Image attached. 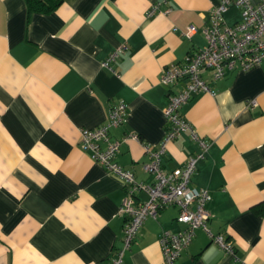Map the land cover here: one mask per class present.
<instances>
[{"label":"crops","instance_id":"crops-1","mask_svg":"<svg viewBox=\"0 0 264 264\" xmlns=\"http://www.w3.org/2000/svg\"><path fill=\"white\" fill-rule=\"evenodd\" d=\"M219 0H61L50 12L29 11L25 0H0V264H111L122 245L118 207L122 180L79 147V130L102 124L112 104L128 105L111 139L129 133L116 161L150 183L143 143L165 131L168 92L162 70L206 45L203 28ZM157 4L158 11L147 12ZM240 18L237 8L224 15ZM189 25L196 26L190 36ZM128 51L102 66L120 43ZM200 92L181 112L208 142L190 181L206 189L212 235L197 228L179 264H264V62L202 74ZM255 100V105L250 101ZM198 150L190 131L167 144L162 164L172 170ZM146 199L144 192L138 193ZM169 206L147 217L122 264H162L159 235L185 225Z\"/></svg>","mask_w":264,"mask_h":264},{"label":"built area","instance_id":"built-area-1","mask_svg":"<svg viewBox=\"0 0 264 264\" xmlns=\"http://www.w3.org/2000/svg\"><path fill=\"white\" fill-rule=\"evenodd\" d=\"M233 7L239 10L240 18L234 23H227L224 15ZM157 11L158 6L154 4L147 15L151 16ZM194 31L196 26L189 25L184 34L190 36ZM203 33L205 47L190 51L183 61L164 68L160 74L161 83L177 87L168 92L167 104L163 109V137L155 145H142L148 154V161L143 163V168L153 175L152 182L138 181L131 170L116 161L122 141L139 139L133 133L122 139L110 138V130L127 120L128 105L125 101L119 100L112 104L102 124L79 130V147L107 171L119 176L123 184L124 196L118 207V214L124 218L122 245L113 249L111 264H122L125 251L132 245L145 219L156 218L160 211L169 206L177 208L175 220L185 226L175 231H161L159 243L162 264H179L181 251L191 243L197 228L204 229L225 252L238 259L233 245L221 234L212 235L208 227L206 204L211 198L210 193L206 189L190 186L196 162L204 157L208 142L189 124L181 108L194 95L211 91L210 84L202 76L204 72L209 71L211 80H217L227 70H247L264 62V0H219L209 11ZM128 49L126 41L120 43L108 54L102 66L116 72L112 64ZM255 103V100L250 101L251 105ZM184 130L190 131L198 150L189 155L182 165L167 170L162 164L167 144ZM139 192H144L146 199L140 200L137 196Z\"/></svg>","mask_w":264,"mask_h":264},{"label":"trees","instance_id":"trees-1","mask_svg":"<svg viewBox=\"0 0 264 264\" xmlns=\"http://www.w3.org/2000/svg\"><path fill=\"white\" fill-rule=\"evenodd\" d=\"M29 11L47 13L55 9L61 0H25Z\"/></svg>","mask_w":264,"mask_h":264}]
</instances>
